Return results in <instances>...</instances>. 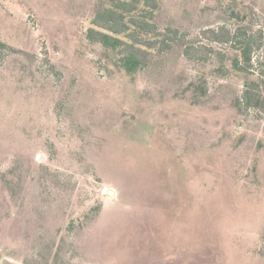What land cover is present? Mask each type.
<instances>
[{
  "label": "rangeland",
  "instance_id": "obj_1",
  "mask_svg": "<svg viewBox=\"0 0 264 264\" xmlns=\"http://www.w3.org/2000/svg\"><path fill=\"white\" fill-rule=\"evenodd\" d=\"M158 1L129 73L87 34L111 0H0V264H264V110L183 54L264 0Z\"/></svg>",
  "mask_w": 264,
  "mask_h": 264
},
{
  "label": "trees",
  "instance_id": "obj_2",
  "mask_svg": "<svg viewBox=\"0 0 264 264\" xmlns=\"http://www.w3.org/2000/svg\"><path fill=\"white\" fill-rule=\"evenodd\" d=\"M158 0H111L110 5L97 11L93 24L88 30V38L102 44L117 56L119 67L129 73L145 67L150 54L157 50H168L171 45L157 36L158 26L155 22ZM233 24L219 27H208L201 31L202 38L208 42L198 45H187L183 54L187 59H197L203 66L214 67L222 74L223 70H231L243 76L241 95L235 100L236 106L245 109L264 110V82L255 72V54L264 46V31L255 27L248 14L232 11ZM226 47L217 49V45ZM7 48L0 40V56ZM216 55L218 62L208 59ZM219 75V76H220ZM205 80L196 85L204 88ZM205 93V92H203ZM264 244V233L262 235Z\"/></svg>",
  "mask_w": 264,
  "mask_h": 264
}]
</instances>
